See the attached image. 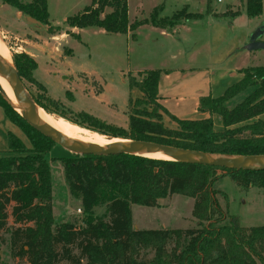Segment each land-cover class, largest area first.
<instances>
[{"label": "trees", "instance_id": "obj_1", "mask_svg": "<svg viewBox=\"0 0 264 264\" xmlns=\"http://www.w3.org/2000/svg\"><path fill=\"white\" fill-rule=\"evenodd\" d=\"M0 1L42 26L50 25L48 0ZM210 14L206 10L203 15L189 14L188 19ZM262 15L263 0H246L249 19ZM181 21L176 16L159 19L155 9L148 20L131 24L127 0H92L82 13L67 18L66 24L78 30L95 28L126 35L147 24L172 32ZM14 65L22 81L30 79L37 68L28 55L14 56ZM161 73L149 70L138 81L130 79V87L141 97L131 102L128 130H116L114 138L225 156H264V121L260 119L264 115V66L245 69L243 79L223 96L200 99L199 112L220 116L221 132L215 131L212 119L179 120L169 114L159 102ZM30 96L39 108L53 114L38 98ZM0 107L31 143L26 147L11 133L8 150L0 153V232L10 234L14 260L28 264H264V227H243L238 217L230 216L220 205L219 196L226 201L228 196L215 189L217 182L228 177L244 191L264 190V172L131 155L51 158L57 145L11 107L1 86ZM78 116L88 128L104 125L87 112ZM164 116L176 126L167 125ZM54 162L61 163L71 196L82 204L86 215L82 225L55 222ZM176 194L194 200V228L135 227L133 205L159 207L160 200ZM101 203L106 205V216L95 217Z\"/></svg>", "mask_w": 264, "mask_h": 264}, {"label": "rangeland", "instance_id": "obj_2", "mask_svg": "<svg viewBox=\"0 0 264 264\" xmlns=\"http://www.w3.org/2000/svg\"><path fill=\"white\" fill-rule=\"evenodd\" d=\"M60 1L62 3L60 10L53 4L51 5V19L54 23L50 20L49 26H42L21 15L16 9L5 5L8 8L6 11L0 9V40L7 49L14 67V56L16 55H28L33 58L37 68L31 73L30 79H23L25 88L30 95L38 98L37 100L53 113L49 114L42 108L46 115L56 120L63 129L77 136L99 138L105 141L114 139L130 141L124 138H114L113 134L116 130H128L131 102L141 97L139 91L130 87V79L140 80L142 73L149 69L162 71L159 96L169 114L179 120L212 119L215 131L221 132L224 128L220 116L207 114L204 118V113L199 112L193 102L194 95L197 91H202L206 97L219 98L243 79L242 72L245 69L264 66V51L259 50L255 55L246 57L241 56L244 54V51H241L244 46L235 48L236 38L247 39L248 35L251 38L259 29H264V15L256 20H251L246 16V0H231V2L223 0L222 3L211 0L210 5L207 4L206 10L215 20L206 24L201 23L199 32L193 34L197 35L196 39L202 41L200 45H206L210 38L219 34L225 36L222 39L225 41L219 43L213 53L204 51L198 60L195 59L192 62L181 54L179 59L171 58L172 56L177 57V48L187 51L186 46L180 48V42L171 44L167 39L152 35L147 29L123 35L104 34L100 32L101 29L95 28L82 31L71 28L67 26L66 21H62L65 17L73 16L78 9L86 5V2L81 0L75 4V0ZM160 1L166 3L165 15L170 17H163V6L161 5L156 8L159 19L176 16L182 20L180 25L190 21L188 16L193 13L186 9L171 15L172 4L175 0ZM142 2L130 0V21H145L150 17L152 1L142 0ZM206 2L190 0L188 4L191 7L202 4L200 7L205 10ZM141 12L144 13L141 14ZM236 19L238 20L234 22ZM147 26L152 27L151 24ZM177 28L178 26L174 29ZM3 29L10 32L8 34L10 38L14 37L19 40L20 49L18 51L16 48H10L8 39L2 34ZM260 39L264 41V32ZM248 45V43L245 45V50ZM220 56L225 57L220 62H216L214 59ZM183 65L197 67L201 70L186 75L170 71V69H182ZM245 95L235 100L236 102H231L230 106H234ZM166 101L168 104H165ZM9 104L11 105L10 102ZM82 112L93 115L104 125L94 124L93 127H86V123L78 116ZM260 118L264 121V115ZM164 120L167 125L176 126L167 116H164ZM10 128L11 133L16 135L23 145L31 147L29 139L20 128L13 124ZM1 149L2 151L7 150L8 145L2 146ZM72 155L62 147L56 146L50 157H72ZM52 170L53 211L56 224L82 225L86 215L80 201L70 194L65 182L63 166L60 162H54ZM215 189L228 196V201L219 196L220 205L230 216L238 217L243 227H264L263 189L252 188L244 191L228 177L217 182ZM159 203L161 205L154 208L132 206L134 225L137 229L195 227L196 224L192 219L194 206L192 198L176 194L160 200ZM79 209L82 213L78 212ZM106 212V205L101 203L95 209L94 216L105 217ZM9 220L10 227H12L13 220L11 217ZM11 250L10 234L0 232L2 264H28L23 260H14ZM60 264L68 263L61 262Z\"/></svg>", "mask_w": 264, "mask_h": 264}, {"label": "water", "instance_id": "obj_3", "mask_svg": "<svg viewBox=\"0 0 264 264\" xmlns=\"http://www.w3.org/2000/svg\"><path fill=\"white\" fill-rule=\"evenodd\" d=\"M263 32L264 29H259L253 34L247 47L248 51L264 50V41L260 39ZM0 77L5 79L12 87L22 112H19L15 108L5 94L6 100L11 103V106L25 121L43 136L52 140L57 146L62 147L72 154L93 156L131 155L140 157H143L140 155L141 153L162 154L172 157L173 160L171 161L173 162L188 165L207 166L233 171L264 172V156H225L180 149L152 142L131 140L126 141L123 145L86 146L77 140L58 133L39 118V107L29 95L18 71L14 66L3 63L1 59Z\"/></svg>", "mask_w": 264, "mask_h": 264}, {"label": "crops", "instance_id": "obj_4", "mask_svg": "<svg viewBox=\"0 0 264 264\" xmlns=\"http://www.w3.org/2000/svg\"><path fill=\"white\" fill-rule=\"evenodd\" d=\"M79 1H81V0H75V4H77ZM83 1L86 2L85 3L86 5H83V7L78 9V11L73 16L82 13L92 3V0H83ZM127 1H128V8H129L130 0H127ZM151 1H152L151 2L152 3V8L149 11L150 12V16H151V14L153 13V11L156 8H158L159 6L162 5L163 6V12H162L163 17H170V16H166L165 15V8H166V3L165 2L161 3L160 0H151ZM189 1L190 0H180V1L175 0L174 3L172 4V8L173 9H172L171 15H173V13L181 11L183 9H186L190 13H193V14H204L206 12L207 2H206V4L204 3L205 6H206V8L204 10V9H202L203 7H200V6H202V4L199 5V6L191 7L188 4ZM204 1H207V0H204ZM229 1L231 2V0H229ZM217 2H218V0H217ZM138 3H143V2H142V0H138ZM52 4H53V6H56L57 8H59V10H60L62 8V3H61L60 0H52V3H51V0H48V11H49V15H50V20H51L52 23H54L52 21V19H51V14H52L51 5ZM263 4H264V1H263ZM0 9L2 11H6L8 8H6L5 5L2 4ZM143 13L144 12H141V14H143ZM69 17H72V16H69ZM69 17H65L64 21H62V22H65L67 20V18H69ZM149 18H147V19H149ZM238 19H239V17H238ZM238 19L234 20V22H236ZM212 20L213 21L215 20V18H213L212 15L205 16L204 18H201V19L190 20V21L184 22L183 24L179 25L178 28L176 30L174 29V31L172 33H169L168 31H165L163 29L155 28L153 26L149 27L147 25L140 27L137 31H140L142 29H147V31L149 30L152 35H156V36H159L161 38L167 39L168 42L171 43V44H173L174 42H178V43L180 42V44H179L180 48L181 47L183 48V46H186L187 51L177 48L176 49V52L178 53L177 57H173L172 56L171 58L179 59L178 57H180V54H181L184 57L185 56L188 57L189 61L192 62L195 59L198 60V57H200L201 56L200 54H202L204 51H209V52L213 53V51L215 50L214 48L217 47L219 43H223L225 41V40H222V39L225 38V36H221L219 34V35H216L214 38H210L209 43H206V45H200V43H202V41L200 39H196L197 35L194 36L193 33L199 32V29H200L199 26L201 25V23H203V22L205 24L207 22L210 23V22H212ZM253 20H256V19H253ZM134 22H136V20L135 21H130L131 24H133ZM234 22L232 23V25L234 24ZM80 31H82V30H80ZM100 32L105 34V32L103 30L100 31ZM9 33L10 32L7 29H3L2 30V34L4 35V37L6 39H8V44H10L9 45L10 48H16V51H18V49H20L19 46H18V41L19 40L14 38V37L10 38L9 35H8ZM192 39H194V40L192 41ZM249 42H250L249 35L247 36V39L236 38L234 40V44H236L235 48H237V47L240 48V47L244 46V48L241 49V51H244V54H241V56L250 57V56L255 55V53H257V51L250 52L248 50H245V45L247 43L249 44ZM188 45H189V47H188ZM213 45H216V46L213 47ZM261 51H264V50H261ZM223 57H225V56H220V58H215L214 60L216 62H220L221 60H223ZM183 66H184V68H182V69H170V71L171 72H180L181 74H185L186 75V74L196 73V72L201 70L200 68H197V67H193L192 68V67L186 66V65H183ZM241 70H239V71L241 72ZM160 91H161V83H160ZM202 97H206V95L202 91H200V92L197 91L196 94L193 97V102H195V106L199 107V101H200V99ZM162 98H164V97H162ZM159 102L162 104L160 96H159ZM166 103L168 104V101H166L165 104ZM206 115L207 114H204L203 117L205 118ZM11 124L12 123L6 117L3 109L0 107V153L1 152H5V151L8 150L7 149V150L2 151V149H1L2 146H5L7 144L8 148H9L8 137H9V134H11V128H10ZM132 217H133V213H132ZM133 222H134V220H133Z\"/></svg>", "mask_w": 264, "mask_h": 264}, {"label": "bare ground", "instance_id": "obj_5", "mask_svg": "<svg viewBox=\"0 0 264 264\" xmlns=\"http://www.w3.org/2000/svg\"><path fill=\"white\" fill-rule=\"evenodd\" d=\"M0 59L3 61V63L8 64L9 66H13V64H11V59H10L9 53H8L7 49L5 48V46L3 45V43L1 42V40H0ZM0 86L3 89V91L5 92V94L7 95V97L9 98V100L15 106V108L19 112H22V109L16 100V97H15V94L13 92L12 87L10 86V84L5 79H3L1 77H0ZM38 116L44 123H46L53 130L57 131L58 133L66 136V137L77 140L86 146L123 145L126 143V141L118 140V139L105 141V140H102L99 138H91V137L85 138V137H81V136L71 134L68 131H66L65 129H63L61 127V125L56 120H54L52 117H49L48 115H46V113L44 112V110L42 108H38ZM140 155L143 157H146V158H150V159L152 158V159L165 160V161L173 160L172 157L162 155V154L141 153Z\"/></svg>", "mask_w": 264, "mask_h": 264}, {"label": "built area", "instance_id": "obj_6", "mask_svg": "<svg viewBox=\"0 0 264 264\" xmlns=\"http://www.w3.org/2000/svg\"><path fill=\"white\" fill-rule=\"evenodd\" d=\"M222 2H223V0H218V3H222ZM78 212H79V213H82V210L79 209Z\"/></svg>", "mask_w": 264, "mask_h": 264}]
</instances>
